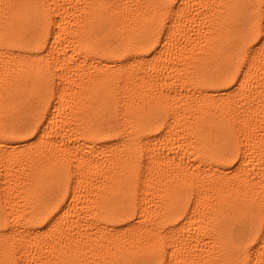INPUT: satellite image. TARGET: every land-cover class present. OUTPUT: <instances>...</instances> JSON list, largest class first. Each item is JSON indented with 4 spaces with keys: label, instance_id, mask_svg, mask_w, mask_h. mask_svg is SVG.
I'll return each instance as SVG.
<instances>
[{
    "label": "snow or ice",
    "instance_id": "1",
    "mask_svg": "<svg viewBox=\"0 0 264 264\" xmlns=\"http://www.w3.org/2000/svg\"><path fill=\"white\" fill-rule=\"evenodd\" d=\"M0 16V264H264V0Z\"/></svg>",
    "mask_w": 264,
    "mask_h": 264
},
{
    "label": "bare ground",
    "instance_id": "2",
    "mask_svg": "<svg viewBox=\"0 0 264 264\" xmlns=\"http://www.w3.org/2000/svg\"><path fill=\"white\" fill-rule=\"evenodd\" d=\"M5 11H7V10H5ZM3 21H4V17L0 16V23H3Z\"/></svg>",
    "mask_w": 264,
    "mask_h": 264
}]
</instances>
